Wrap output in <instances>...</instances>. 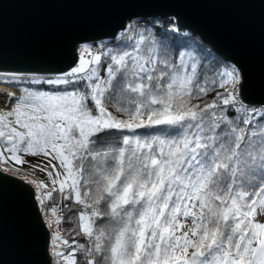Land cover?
<instances>
[{
  "label": "snow or ice",
  "instance_id": "snow-or-ice-1",
  "mask_svg": "<svg viewBox=\"0 0 264 264\" xmlns=\"http://www.w3.org/2000/svg\"><path fill=\"white\" fill-rule=\"evenodd\" d=\"M129 21L114 46L80 42L67 71L0 74L24 85L0 89V163L45 157L38 206H82L86 243L52 233L51 264H264V105L202 42L173 53Z\"/></svg>",
  "mask_w": 264,
  "mask_h": 264
},
{
  "label": "water",
  "instance_id": "water-1",
  "mask_svg": "<svg viewBox=\"0 0 264 264\" xmlns=\"http://www.w3.org/2000/svg\"><path fill=\"white\" fill-rule=\"evenodd\" d=\"M137 16L174 17L241 69L245 103L264 105V0H0V72L67 71L80 42ZM49 237L34 189L0 171V264H51Z\"/></svg>",
  "mask_w": 264,
  "mask_h": 264
},
{
  "label": "trees",
  "instance_id": "trees-1",
  "mask_svg": "<svg viewBox=\"0 0 264 264\" xmlns=\"http://www.w3.org/2000/svg\"><path fill=\"white\" fill-rule=\"evenodd\" d=\"M135 19V18H134ZM148 19L152 20L153 23L155 24V27L153 28V33L156 36L157 40L163 41L162 47H167L170 50L175 53V51L179 50L180 44H187V45H192L194 42H202L199 37L191 33L189 30L182 29L181 27L178 26L176 23V20L172 16H168L166 18H159V17H149ZM128 21L127 23H129ZM126 23V24H127ZM143 23V21H141ZM175 28L173 31L172 29ZM120 32V31H119ZM118 32V33H119ZM117 33V34H118ZM103 41L105 44L108 46H114L116 43L114 41V38H106V39H101L93 42H100ZM92 43V42H89ZM204 44V43H203ZM205 47L211 51V53L216 56L217 58L221 59L219 56H217L206 44H204ZM96 47H99V43H97ZM106 67V65H105ZM103 71L101 72V75L103 76ZM8 84V83H6ZM14 87H22L24 85H12ZM222 88H215L211 92H209L206 96L200 98V99H193L191 102L193 104H200V106H203L204 103L210 102L213 97L215 96L216 92H222ZM250 106V105H249ZM109 109L111 110L112 105H108ZM250 107H256V106H250ZM229 116H233L234 114L230 111ZM6 166H13L12 162H8L7 164L5 163H0V171L7 173L6 172ZM21 168V166H15ZM8 174V173H7ZM10 175V174H9ZM58 187V185H57ZM48 188V187H47ZM49 191L52 190V187L48 188ZM74 197V194H73ZM60 200L59 194H55L53 201L52 202H47V208L50 210V208L53 206V204L57 203ZM82 206L74 203L73 200H65L62 202V206H58V211L55 213L57 216V219L60 221L59 225L57 224V228L60 231V236L61 237H67L69 241L73 238L76 239L78 243H86V238L83 236L77 235V233L80 232L79 228V220H78V212L81 210ZM63 244V241H62ZM63 247L61 248V251H63Z\"/></svg>",
  "mask_w": 264,
  "mask_h": 264
},
{
  "label": "rangeland",
  "instance_id": "rangeland-1",
  "mask_svg": "<svg viewBox=\"0 0 264 264\" xmlns=\"http://www.w3.org/2000/svg\"><path fill=\"white\" fill-rule=\"evenodd\" d=\"M77 47H78V45H77ZM25 75H29V74H25ZM250 106H255V105H250ZM256 107L258 108L260 106H256ZM23 158L25 160L30 161L31 165H35L37 163H43L45 161V157H43V156H38V157L25 156ZM53 163H55V161ZM31 165L28 163H25L24 165L21 166V168L12 167V166H6L5 168L7 169L6 172L8 174L30 184L31 187L34 189V194H35V198H36L38 195H42L43 192L45 191L44 188L38 189L37 185H39L41 182H43L46 185V187H48V188L52 187V185L50 183L51 178H49L47 176L46 172L41 171L38 168H34ZM61 179H63V177H61ZM48 188H47V190H48ZM39 210H40L41 216L43 218V221L45 222L47 229L49 230V234L51 235L52 233H56V234L60 235V231L57 228V220H58L57 216L55 215V213H52L47 208V201H46L45 207H39ZM49 239H50V237H49ZM56 243L58 245H61V246L63 245L62 240L56 241ZM48 248H49V243H48ZM61 248H59L58 250H61ZM50 258L52 260V257H50Z\"/></svg>",
  "mask_w": 264,
  "mask_h": 264
},
{
  "label": "bare ground",
  "instance_id": "bare-ground-1",
  "mask_svg": "<svg viewBox=\"0 0 264 264\" xmlns=\"http://www.w3.org/2000/svg\"><path fill=\"white\" fill-rule=\"evenodd\" d=\"M0 89H3L4 91H17L16 89L12 88L9 85L0 83ZM17 94H19V92L17 91Z\"/></svg>",
  "mask_w": 264,
  "mask_h": 264
},
{
  "label": "built area",
  "instance_id": "built-area-1",
  "mask_svg": "<svg viewBox=\"0 0 264 264\" xmlns=\"http://www.w3.org/2000/svg\"><path fill=\"white\" fill-rule=\"evenodd\" d=\"M17 95H19V94H17Z\"/></svg>",
  "mask_w": 264,
  "mask_h": 264
}]
</instances>
